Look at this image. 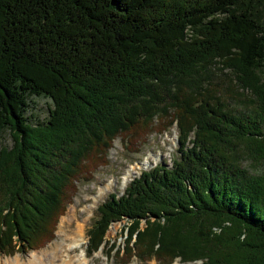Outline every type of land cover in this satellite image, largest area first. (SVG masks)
<instances>
[{
  "label": "trees",
  "instance_id": "obj_1",
  "mask_svg": "<svg viewBox=\"0 0 264 264\" xmlns=\"http://www.w3.org/2000/svg\"><path fill=\"white\" fill-rule=\"evenodd\" d=\"M263 10L264 0H0V132L12 140L0 144V254L52 239L83 162L102 164L118 134L132 142L176 123L179 156L106 195L88 250L126 218L122 245L109 246L125 263L264 264ZM33 94L52 102L45 123L24 115Z\"/></svg>",
  "mask_w": 264,
  "mask_h": 264
},
{
  "label": "rangeland",
  "instance_id": "obj_2",
  "mask_svg": "<svg viewBox=\"0 0 264 264\" xmlns=\"http://www.w3.org/2000/svg\"><path fill=\"white\" fill-rule=\"evenodd\" d=\"M264 10L262 12V16ZM29 106L24 111V115L28 117L30 123H45L48 118V110L52 107L50 98L33 94L28 97ZM162 125L157 124L156 127L144 130L136 140L130 141L132 134L121 136L118 134L112 140L111 147L104 153L103 162L98 166L91 168L90 159L83 162L80 167L81 176L71 182V188L67 192L68 203L62 215H60L55 227L54 235L48 243L37 248L13 253L12 255L0 254V264H28L31 255L39 258H45L47 254L52 253L56 243L61 242L58 230L60 229L61 220H68L63 223L65 225V234L71 235L78 230H82L85 236L82 247L73 249L70 254L74 256L75 264H161L155 259L141 261L135 257L128 263H121V258L110 251V245L116 243L115 248L122 245L123 224L126 219L111 222L105 235L108 245L101 244L100 249L93 253L87 251V230L88 227L96 219L95 209L102 200L111 192L121 195L124 187L130 182L131 178L139 175L141 170L150 169L154 165L166 163L171 166L173 157L179 156L178 152V131L176 123L169 126L166 130L157 132ZM9 130L5 129L0 132V144L8 146L12 145ZM127 138L126 141L124 138ZM85 164V166H84ZM144 225L143 222L140 224ZM61 236V235H60ZM115 248L113 250H115ZM83 249V250H82ZM86 250V251H85ZM51 251V252H50ZM81 251H84L81 253ZM106 251L109 253H106ZM46 253V255H45ZM82 255H81V254ZM62 254V253H61ZM67 256V252H63V257ZM78 256L82 258L79 259ZM85 257V258H84ZM58 263H64L62 258ZM77 261V262H76ZM197 262L180 263L178 260L170 264H198Z\"/></svg>",
  "mask_w": 264,
  "mask_h": 264
},
{
  "label": "bare ground",
  "instance_id": "obj_3",
  "mask_svg": "<svg viewBox=\"0 0 264 264\" xmlns=\"http://www.w3.org/2000/svg\"><path fill=\"white\" fill-rule=\"evenodd\" d=\"M61 221H62V223L60 224V229L58 230V232L60 231L59 237L62 239L61 242L56 243L53 247L54 250L52 251V253L47 254V256H45V258L41 259V258H39L40 256L37 257L36 255H31V258L28 260V264H75V260H73L75 255L72 256L70 254V252L77 247H82L84 240H85V236H84L83 231L81 229L76 231L75 235L74 234H71V235L65 234L66 233L65 229H64L65 225H63V223L67 222L68 220L66 219L65 221L64 220H61ZM64 251L67 252V256L63 257ZM82 252H84V251H81V253ZM45 255H46V253H45ZM78 257H79V259L82 258L81 256H78ZM61 258H62L64 263H58L57 260L59 259V261H60ZM14 264H17V263H14Z\"/></svg>",
  "mask_w": 264,
  "mask_h": 264
}]
</instances>
